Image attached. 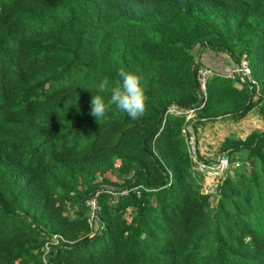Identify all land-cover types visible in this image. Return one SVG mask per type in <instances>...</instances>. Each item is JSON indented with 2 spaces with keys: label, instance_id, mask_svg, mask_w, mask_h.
Returning a JSON list of instances; mask_svg holds the SVG:
<instances>
[{
  "label": "trees",
  "instance_id": "trees-1",
  "mask_svg": "<svg viewBox=\"0 0 264 264\" xmlns=\"http://www.w3.org/2000/svg\"><path fill=\"white\" fill-rule=\"evenodd\" d=\"M206 51L246 60L259 92ZM121 68L142 72L146 114L97 121ZM256 107L264 120V0H0V264H264V131L225 138L214 193L197 161L220 155L189 145Z\"/></svg>",
  "mask_w": 264,
  "mask_h": 264
},
{
  "label": "crops",
  "instance_id": "crops-1",
  "mask_svg": "<svg viewBox=\"0 0 264 264\" xmlns=\"http://www.w3.org/2000/svg\"><path fill=\"white\" fill-rule=\"evenodd\" d=\"M203 59L218 71L229 73L234 67L227 54L206 51L203 54ZM188 129L192 130V126H188ZM253 130L264 131V120L258 107L239 122L234 121L231 116L221 118L215 122H203L198 126L197 133H194V135L203 158L213 160L220 155V147L225 138L244 139ZM208 144L209 148L212 144H215V150H210Z\"/></svg>",
  "mask_w": 264,
  "mask_h": 264
},
{
  "label": "clouds",
  "instance_id": "clouds-1",
  "mask_svg": "<svg viewBox=\"0 0 264 264\" xmlns=\"http://www.w3.org/2000/svg\"><path fill=\"white\" fill-rule=\"evenodd\" d=\"M119 79L110 84L105 77L97 86L91 100L90 115L100 121L114 106L118 112L126 113L131 119H139L146 114L145 89L143 74L137 68L135 71L121 68Z\"/></svg>",
  "mask_w": 264,
  "mask_h": 264
},
{
  "label": "built area",
  "instance_id": "built-area-1",
  "mask_svg": "<svg viewBox=\"0 0 264 264\" xmlns=\"http://www.w3.org/2000/svg\"><path fill=\"white\" fill-rule=\"evenodd\" d=\"M214 71L209 67L202 66L198 72V81L201 86V90L206 93L208 80L214 75ZM228 78L233 80H238L242 83H250L255 84L257 86V91L259 92V86L257 81L253 78L251 69L248 65V62L243 60L241 63L237 64L229 73L226 75ZM170 112H178L181 111L175 110L174 108L170 109ZM195 116L194 111L188 112V119L193 118ZM193 138V136L191 137ZM191 151V155L194 160L197 161V149ZM227 154L220 155L215 162H198V169L202 171L205 175V180L203 184V192L205 193H214L220 183L225 179V174L227 170L230 168V160L228 156H224ZM240 163L237 162L235 166H238ZM88 205L91 208V215L95 216L97 211L99 210V204L97 201V197L91 198L88 202ZM56 243L58 242V238L56 236Z\"/></svg>",
  "mask_w": 264,
  "mask_h": 264
},
{
  "label": "rangeland",
  "instance_id": "rangeland-1",
  "mask_svg": "<svg viewBox=\"0 0 264 264\" xmlns=\"http://www.w3.org/2000/svg\"><path fill=\"white\" fill-rule=\"evenodd\" d=\"M246 61V60H245ZM194 118V117H193ZM191 126V125H190ZM189 126V127H190ZM189 145H190V149L192 151L196 150L197 149V143H196V137L195 135H193V138L190 139L189 141ZM199 148V147H198ZM208 148H209V144H208ZM216 148V145L215 144H212L211 147L209 148L210 150L214 151ZM231 168H234V167H231ZM121 179H123V176L121 177Z\"/></svg>",
  "mask_w": 264,
  "mask_h": 264
},
{
  "label": "water",
  "instance_id": "water-1",
  "mask_svg": "<svg viewBox=\"0 0 264 264\" xmlns=\"http://www.w3.org/2000/svg\"><path fill=\"white\" fill-rule=\"evenodd\" d=\"M197 70H198V63L195 64V73H197ZM224 156H227V155H224Z\"/></svg>",
  "mask_w": 264,
  "mask_h": 264
}]
</instances>
